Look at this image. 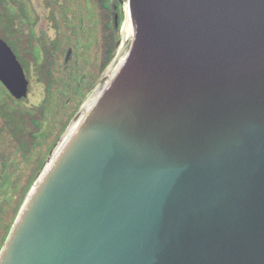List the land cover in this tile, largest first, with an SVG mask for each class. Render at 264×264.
I'll return each mask as SVG.
<instances>
[{
    "label": "water",
    "instance_id": "obj_1",
    "mask_svg": "<svg viewBox=\"0 0 264 264\" xmlns=\"http://www.w3.org/2000/svg\"><path fill=\"white\" fill-rule=\"evenodd\" d=\"M124 1L0 264H264V0ZM0 83L28 94L1 38Z\"/></svg>",
    "mask_w": 264,
    "mask_h": 264
},
{
    "label": "trees",
    "instance_id": "obj_2",
    "mask_svg": "<svg viewBox=\"0 0 264 264\" xmlns=\"http://www.w3.org/2000/svg\"><path fill=\"white\" fill-rule=\"evenodd\" d=\"M53 30L36 31L30 0H0V38L28 79L42 87L27 105L0 83V249L51 149L113 57L120 0H42ZM117 14L115 25L114 15Z\"/></svg>",
    "mask_w": 264,
    "mask_h": 264
},
{
    "label": "rangeland",
    "instance_id": "obj_3",
    "mask_svg": "<svg viewBox=\"0 0 264 264\" xmlns=\"http://www.w3.org/2000/svg\"><path fill=\"white\" fill-rule=\"evenodd\" d=\"M31 1V3H32V5H33V7H34V9L36 10V12H37V14H38V16H39V21L37 22V24H36V26H35V30L36 31H40V30H45V31H47L49 34H52L53 33V30L50 28V23H49V21L46 19V15H47V8H44L43 7V4H42V0H30ZM124 3H125V1L124 0H122V2H121V11H122V21H121V24H122V22L124 21V17H125V11H124ZM121 26V25H120ZM119 41L121 42V32H120V38H119ZM118 41V42H119ZM120 44V43H119ZM119 44L117 45V47H116V50H117V48H118V46H119ZM115 53H116V51H115ZM114 53V54H115ZM87 96V95H86ZM41 97H42V87H41V85H39V84H37V83H35L34 82V80L33 79H31V87H30V91H29V93H28V101H27V105H33V104H36V103H38L39 101H40V99H41ZM86 98V97H85ZM85 98H84V100H85ZM83 100V101H84ZM82 101V102H83ZM82 104V103H81ZM79 109V108H78ZM62 135V134H61ZM60 135V136H61ZM60 138V137H59ZM59 138H58V140H59ZM59 142V141H58ZM57 143V142H56ZM55 143V144H56ZM54 149V146H53V148L51 149V150H53ZM51 152V151H50ZM50 154V153H49ZM48 154V155H49ZM48 157V156H47ZM45 163H46V160H45V162L43 163V165H42V167H41V169H40V171H39V173L41 172V170H42V168L44 167V165H45ZM39 173H38V175H39ZM37 175V176H38ZM37 176H36V178H37ZM35 178V179H36ZM35 179H34V181H35ZM33 181V182H34ZM33 184V183H32ZM31 187V186H30ZM30 189V188H29ZM27 194V193H26ZM26 197V196H25ZM24 201V200H23Z\"/></svg>",
    "mask_w": 264,
    "mask_h": 264
},
{
    "label": "bare ground",
    "instance_id": "obj_4",
    "mask_svg": "<svg viewBox=\"0 0 264 264\" xmlns=\"http://www.w3.org/2000/svg\"><path fill=\"white\" fill-rule=\"evenodd\" d=\"M123 6H124V11H125V17H124L125 19H124V21L122 22V24H121V26H120L121 42H120V44H119L117 50L121 47V45H122V43H123V40H124V38H125V35H126V32H127V29H128V27H129V24H130V13H129V10H128V4H127V1H125V3H124ZM117 50H116V51H117ZM69 128H70V127H69ZM69 128L66 130V132L63 134V136L60 138V140H59V142L57 143V145L54 147L52 153L50 154L49 158H48L47 161H46V164H45L44 168L48 166V164H49V162L51 161V159H52V157H53V155H54L56 149L58 148V146L60 145V143H61L62 140L64 139V137H65V135L67 134Z\"/></svg>",
    "mask_w": 264,
    "mask_h": 264
}]
</instances>
